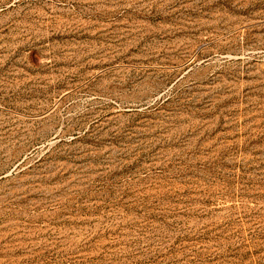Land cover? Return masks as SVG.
I'll use <instances>...</instances> for the list:
<instances>
[{
	"label": "rangeland",
	"instance_id": "rangeland-1",
	"mask_svg": "<svg viewBox=\"0 0 264 264\" xmlns=\"http://www.w3.org/2000/svg\"><path fill=\"white\" fill-rule=\"evenodd\" d=\"M0 264H264V0H0Z\"/></svg>",
	"mask_w": 264,
	"mask_h": 264
}]
</instances>
